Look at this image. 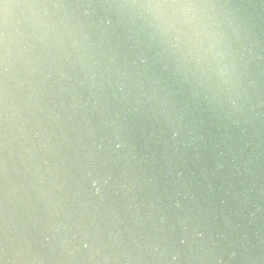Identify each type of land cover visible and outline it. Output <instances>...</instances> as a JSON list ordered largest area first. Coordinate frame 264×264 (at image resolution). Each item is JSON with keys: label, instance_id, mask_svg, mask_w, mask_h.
Segmentation results:
<instances>
[{"label": "clouds", "instance_id": "1", "mask_svg": "<svg viewBox=\"0 0 264 264\" xmlns=\"http://www.w3.org/2000/svg\"><path fill=\"white\" fill-rule=\"evenodd\" d=\"M0 264H264V0H0Z\"/></svg>", "mask_w": 264, "mask_h": 264}]
</instances>
